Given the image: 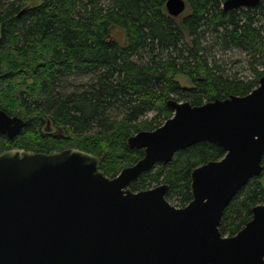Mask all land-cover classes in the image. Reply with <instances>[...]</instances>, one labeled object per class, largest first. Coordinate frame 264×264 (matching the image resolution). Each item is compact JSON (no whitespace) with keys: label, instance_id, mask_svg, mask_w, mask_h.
Returning <instances> with one entry per match:
<instances>
[{"label":"trees","instance_id":"1","mask_svg":"<svg viewBox=\"0 0 264 264\" xmlns=\"http://www.w3.org/2000/svg\"><path fill=\"white\" fill-rule=\"evenodd\" d=\"M223 1L185 0L188 11L177 20L166 12V0H0V109L24 121L13 138L0 134V153L74 147L96 155L104 174L114 177L142 157L127 138L172 116L168 99L200 105L249 93L264 75L258 68L264 66V0L227 11ZM113 27L123 30V43L112 37ZM208 32L215 39L211 46L204 42ZM215 44L248 52L252 76L223 74L210 60ZM76 75L87 79L69 81ZM177 75L190 85H181ZM114 108L119 118L111 116ZM223 156L221 147L199 142L155 164L129 187L165 183V198L183 207L192 198L191 171ZM261 165L225 207L222 235L236 234L262 202L264 153Z\"/></svg>","mask_w":264,"mask_h":264},{"label":"water","instance_id":"2","mask_svg":"<svg viewBox=\"0 0 264 264\" xmlns=\"http://www.w3.org/2000/svg\"><path fill=\"white\" fill-rule=\"evenodd\" d=\"M259 3L224 0L222 8ZM185 8V0L165 2L173 17ZM166 103L172 116L127 138L142 157L114 177L100 169V158L74 147L2 151L0 264H264V197L236 234L219 231L225 207L262 170L264 75L245 95L200 105L173 98ZM23 125L0 109V134L11 139ZM199 142L221 147L224 156L191 171L192 198L185 206L165 198V183L130 189L155 164Z\"/></svg>","mask_w":264,"mask_h":264},{"label":"rangeland","instance_id":"3","mask_svg":"<svg viewBox=\"0 0 264 264\" xmlns=\"http://www.w3.org/2000/svg\"><path fill=\"white\" fill-rule=\"evenodd\" d=\"M33 3H39L40 0H32ZM188 7L186 5L185 10L177 16V20L180 19V16L187 13ZM111 34L112 37L119 43H123L124 41V32L118 27H113L111 29ZM214 37H212L209 32L207 35V38H205V44L207 46H211L214 43ZM210 60H214L217 64L220 65L221 71L223 74L228 75V76H238V77H251L252 73L249 68V53L237 49V48H230L227 50L220 49L218 45H214L211 48V52L209 53ZM259 69L264 68L263 65L258 66ZM71 82H76V83H82L85 82L87 78L83 77L82 75H76L73 77L69 78ZM177 79L183 86H189L190 82L188 79L182 75H177ZM110 114L112 117H120V109L114 108L110 110ZM154 114L153 111H150L146 114L147 118H150ZM172 205H175L174 202L170 201Z\"/></svg>","mask_w":264,"mask_h":264}]
</instances>
